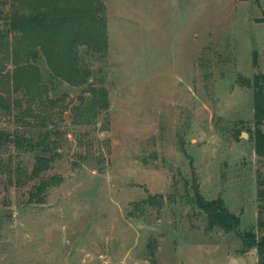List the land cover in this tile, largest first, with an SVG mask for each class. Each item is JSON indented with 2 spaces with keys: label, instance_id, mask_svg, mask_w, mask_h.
Listing matches in <instances>:
<instances>
[{
  "label": "rangeland",
  "instance_id": "rangeland-1",
  "mask_svg": "<svg viewBox=\"0 0 264 264\" xmlns=\"http://www.w3.org/2000/svg\"><path fill=\"white\" fill-rule=\"evenodd\" d=\"M101 1L108 48L86 60L109 105L57 81L31 126L0 117V130L46 132L52 159L38 175L35 152L0 150L21 168L0 171V264H258L237 234L208 229L192 184L257 230L264 167L238 77L264 72V0Z\"/></svg>",
  "mask_w": 264,
  "mask_h": 264
},
{
  "label": "trees",
  "instance_id": "trees-1",
  "mask_svg": "<svg viewBox=\"0 0 264 264\" xmlns=\"http://www.w3.org/2000/svg\"><path fill=\"white\" fill-rule=\"evenodd\" d=\"M103 7L101 0H0V117L13 116L14 120L31 126L29 118H39L36 104L46 103L57 81L90 90L89 104L93 107L109 105L107 89L91 83L93 70L86 60L90 54H105L108 48ZM258 21L263 22L264 16ZM253 57L254 66L258 67L256 53ZM42 62L46 64L48 77L42 71ZM253 74L239 75L238 82L253 90L254 150L264 167V72ZM10 144L19 152H35L32 173L39 175L52 161L46 132L36 140L18 130H0V150ZM2 169L9 175L21 170L12 157L7 161H1L0 157ZM256 172V231L241 230L240 215L231 212L222 197L206 198L195 178L192 201L206 213L208 229L221 228L237 234L242 239L243 251L255 247L258 264H264V170L258 168ZM49 185L47 179L41 180L30 191L29 200L42 202ZM158 197H148L146 202L161 206L164 200L161 195Z\"/></svg>",
  "mask_w": 264,
  "mask_h": 264
}]
</instances>
